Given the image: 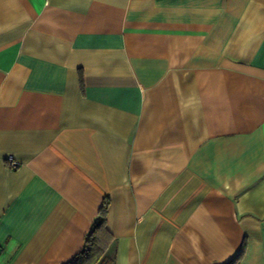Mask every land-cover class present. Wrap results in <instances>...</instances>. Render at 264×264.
<instances>
[{
    "label": "crops",
    "instance_id": "obj_1",
    "mask_svg": "<svg viewBox=\"0 0 264 264\" xmlns=\"http://www.w3.org/2000/svg\"><path fill=\"white\" fill-rule=\"evenodd\" d=\"M105 198L113 264H264V0H0V264Z\"/></svg>",
    "mask_w": 264,
    "mask_h": 264
},
{
    "label": "trees",
    "instance_id": "obj_2",
    "mask_svg": "<svg viewBox=\"0 0 264 264\" xmlns=\"http://www.w3.org/2000/svg\"><path fill=\"white\" fill-rule=\"evenodd\" d=\"M108 205L109 200L105 198L86 235L82 250L66 264H113V261L105 256L112 240V236L106 228ZM240 258L241 254H238L225 264H237Z\"/></svg>",
    "mask_w": 264,
    "mask_h": 264
},
{
    "label": "built area",
    "instance_id": "obj_3",
    "mask_svg": "<svg viewBox=\"0 0 264 264\" xmlns=\"http://www.w3.org/2000/svg\"><path fill=\"white\" fill-rule=\"evenodd\" d=\"M9 167L11 168V169H15V168H17V166H18V163L17 162H15L14 160H12V159H9Z\"/></svg>",
    "mask_w": 264,
    "mask_h": 264
}]
</instances>
